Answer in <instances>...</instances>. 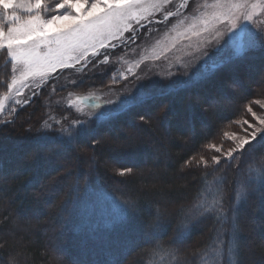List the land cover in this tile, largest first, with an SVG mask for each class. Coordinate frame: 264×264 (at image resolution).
<instances>
[{
	"label": "snow or ice",
	"instance_id": "obj_1",
	"mask_svg": "<svg viewBox=\"0 0 264 264\" xmlns=\"http://www.w3.org/2000/svg\"><path fill=\"white\" fill-rule=\"evenodd\" d=\"M157 26L166 30L165 38L174 33L173 40L196 39L200 63L191 73L177 76L169 72L164 77L171 81L168 84H134L103 104L96 102L100 97L95 93L75 96L69 91L67 97L61 98L83 119H69L68 113L57 117L49 111L31 139L40 147L59 144L67 149L81 137L90 138L93 154L89 157V171L83 182L77 177L71 188L74 198L68 223L93 237L123 236L122 242H113L116 251L106 264H122L120 257L135 251L140 241L148 245L142 250L146 258L143 264L156 257L167 258L171 264H245L243 248L247 237L240 227L241 209L252 194L264 195V152H257V146L264 145V115L257 116L252 104L264 109V99L245 105L254 123L248 119L232 121L225 127L235 124V130H221L217 142L206 138L202 148L207 151L183 161L181 172H201L191 201L176 208L160 201L141 204L139 197L96 187L92 180V174L98 173L96 149L103 147L105 138L97 137L93 125L110 124L122 114L132 115L149 99L191 89L237 66L250 53L264 52V0H0V54L6 58L7 69L0 75V89H4L0 92V130L14 125L19 111L35 105L46 89H50L47 95L51 96L69 86L78 88L94 79L88 73L96 69L104 75L111 73L108 84L103 85L110 92L113 85L127 81L129 76L141 81L145 77L134 69L150 59L159 60L169 51L162 48L157 53L154 47V55H148L146 49L136 53L140 47L136 41L159 32ZM160 44L156 40V45ZM117 49L123 55H115ZM129 54L139 55V59L124 70L112 67ZM101 65L106 67L101 69ZM183 67L180 63L178 70ZM69 69L79 74L78 78L65 76V82L60 83L61 75ZM233 86L239 87V83ZM135 117L142 124L150 122L145 114L136 113ZM138 127L130 123L116 139L122 140L124 146H134ZM26 131L31 133L32 126ZM135 171L129 166L112 170L115 177L122 178ZM209 222L206 239L193 248V227ZM169 225H174L171 234ZM67 230L66 225L62 227L53 245L57 260L64 255ZM18 256L19 253H9L7 264H19ZM0 264H5L3 257Z\"/></svg>",
	"mask_w": 264,
	"mask_h": 264
},
{
	"label": "trees",
	"instance_id": "obj_2",
	"mask_svg": "<svg viewBox=\"0 0 264 264\" xmlns=\"http://www.w3.org/2000/svg\"><path fill=\"white\" fill-rule=\"evenodd\" d=\"M5 65L6 58L0 54V75L7 71ZM262 65L264 52H252L237 66L220 71L191 89L149 99L132 115L122 114L110 124L93 125L97 137L105 138L103 147L96 149L98 173L92 174L95 186L117 195L139 197L141 204L160 201L176 208L190 202L201 169L181 172V164L188 157L207 151L202 148L206 138L217 142L218 133L226 131V125L243 117L245 105L264 94V86L256 88L255 83H246L244 78L253 76L259 67L264 70ZM104 82L101 79L97 83L99 90L108 88L103 86L107 85ZM232 82L239 83L238 90L225 88ZM242 82L245 88L240 87ZM124 86L132 89L127 83ZM118 87L113 85L112 89ZM48 90L35 105L19 111L14 125L0 130V243L4 245L0 257L5 264L10 259L9 253H19V264H106L116 251L113 242H122L123 236L93 237L68 223L74 198L71 188L77 177L83 182L89 171V157L93 154L90 138L81 137L73 148L65 149L59 144L40 147L31 139L38 126L31 133L24 130L27 128L24 125L40 124L45 119L42 105ZM221 97L233 101L226 111L218 113L217 106L207 101L218 103ZM136 113L145 114L150 122L142 124ZM132 122L139 125L138 139L134 146L127 147L116 137ZM11 129L16 131L15 135L9 133ZM257 152H264V145H258ZM121 166L134 167L135 174L115 177L112 170ZM263 214L264 195L256 192L241 209L240 227L261 260H264V225L253 228L249 220H260ZM65 225L68 230L63 238L64 255L57 260L53 245ZM210 226L209 222L193 227L190 241L193 248L206 239ZM173 228L174 225L168 226L169 234ZM146 247L140 241L135 251L120 257L122 264H143L146 258L142 250ZM243 254L246 260L244 248ZM148 259L153 264L156 258Z\"/></svg>",
	"mask_w": 264,
	"mask_h": 264
},
{
	"label": "rangeland",
	"instance_id": "obj_3",
	"mask_svg": "<svg viewBox=\"0 0 264 264\" xmlns=\"http://www.w3.org/2000/svg\"><path fill=\"white\" fill-rule=\"evenodd\" d=\"M173 21L175 18H172ZM160 28L159 32H153L147 39L141 37L140 40L136 41V44L140 45L139 48L136 49V53H141L142 49L148 50V55H154L151 50L155 47L156 52L158 53L162 48H168L169 51L165 52L164 55L161 56L159 60H148L144 64H141L139 69H134L137 75L145 77L141 81H136L135 77L129 76V79L127 81H121L119 84H117L119 87L116 88V90L109 91L108 88L99 90L97 88V83L100 82L101 79H105V82L108 84V77L111 75V73H108L107 75H104L101 73L100 69H96L92 72H89L88 75L93 77V80L86 81L82 86L80 87H72L69 86L67 90L63 92H59L58 94H52L51 96L46 95V98H44V103L42 105L43 112H44V118H46V113L51 111L54 115L57 117L63 116L65 113L69 114V119H83L82 116L79 115V113L76 112L74 108H68L67 102L65 99H62L61 97H67V93L69 91L73 92L75 96H87L91 93H95L96 96L100 97L99 100H97V103L103 104L106 100L110 98H115V96L120 93L121 90L127 91L128 89L126 86H124L127 83V86L130 88H133L134 84H144V85H151L153 82H156L158 84H168L171 81L169 79H164V77L167 76L169 72H175L177 73V76L183 75L185 72L191 73L193 69L200 63L199 56L200 53L195 51V45L197 43L196 39L193 38V40H185L181 39L179 37H176L175 40L171 39L172 36H174V33H169V37L165 38L164 32L166 31L162 26H157ZM170 27V26H169ZM143 31V30H142ZM156 40H160L161 44L156 45ZM175 44V47L172 45ZM135 47V45H133ZM115 55H123L122 50L117 49L114 52ZM139 59V55H133L129 54L128 56H124V59L122 61H119L112 65L113 68H119L120 70H124L127 68L129 63H132L133 60ZM124 61H127L125 63ZM180 63H183L185 67L179 68L178 65ZM106 66L101 65V69L105 68ZM262 68L264 66L262 65ZM251 70V69H249ZM252 70H255L254 68ZM247 75V74H246ZM65 76L68 77V79H77L79 74L75 73L73 70L69 69L66 70L64 75H61L60 77V83L65 82ZM99 76V79H95V77ZM246 83H255L254 87H262L264 86V70L259 67L255 74L253 76H246L244 77ZM172 80L176 79V76L171 78ZM241 80V78H240ZM238 79V81H240ZM104 82V83H105ZM233 83V82H232ZM226 86L225 88L227 90H238L237 87H234L233 84ZM241 86L245 88V82L240 83ZM132 86V87H131ZM126 88V89H124ZM50 91H46V94ZM88 93V94H87ZM257 99H264V94H262ZM256 100V99H255ZM231 102L233 100H230ZM230 101L226 100L225 98L221 97L219 99V102L214 101H207L209 104L216 105L218 113H223L224 110L226 111L228 109V106H230ZM220 103V104H219ZM253 111L257 113V116L264 115V109H261L259 105L252 104ZM242 119H248L249 123H254L255 118L252 117L251 113H248L245 107V111L243 113ZM32 126V129H34L35 126H40L38 123H30ZM27 128L28 125H24ZM238 126L235 124H232V126L229 128H226V131H232L235 130ZM25 128L24 130L26 131ZM11 134L16 133L14 129L10 130ZM33 132H36L35 130ZM6 136L2 137L5 138ZM11 137V136H10ZM1 138V137H0ZM6 139V138H5ZM228 142H225V146L227 147ZM250 223H252L253 228L255 225L259 224L258 226L264 225V214L262 218L259 220L250 219ZM257 222V223H256ZM256 230V228H255ZM244 250L246 252V260L245 264H264V260L259 259V255L255 252V250L252 248L249 242H247L246 246L244 247ZM153 264H171V262L164 258L156 257V259L153 261Z\"/></svg>",
	"mask_w": 264,
	"mask_h": 264
}]
</instances>
